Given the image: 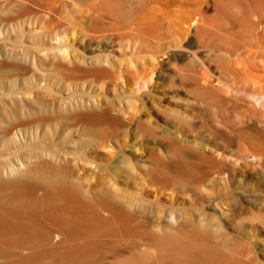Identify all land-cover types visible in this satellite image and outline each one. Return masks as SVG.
Segmentation results:
<instances>
[{"label": "bare ground", "instance_id": "6f19581e", "mask_svg": "<svg viewBox=\"0 0 264 264\" xmlns=\"http://www.w3.org/2000/svg\"><path fill=\"white\" fill-rule=\"evenodd\" d=\"M29 5L54 13L61 27L62 22L78 18L80 31H72V36L83 41L90 39L93 28L111 32L95 38L114 37L104 49L97 46L86 55L84 73L99 67L120 71L124 62L122 86L132 84L137 93V86L150 90L161 81L167 64L182 76L190 89L185 92L194 102L216 107L214 120L225 128L229 129L219 108L222 104L244 110L246 118L238 132L242 142L238 163H224L235 143L233 133L213 132L217 153L222 150L219 160L198 158L190 148L167 146L158 150L162 155H150L146 175L133 181L155 191L135 190L134 198L127 195L130 187L124 186L132 180V175H123L129 174L128 169L99 182L93 172L82 180L61 166L33 158L0 166V264H248L244 258L249 252L257 254L254 239L264 234V194L245 191L237 201L232 193L226 210L214 204L216 195L206 183L216 174L221 187L234 179L248 185V176L264 177V106L259 105L264 100V0H31ZM4 22L6 37L16 39L19 26L11 19ZM43 47L48 59L36 60L34 67L50 74L70 63L76 51L63 33ZM185 62L193 67L198 63L201 71L185 74L181 70ZM15 70V64L0 60V74ZM10 87L0 79V95ZM41 110L40 104L9 110L13 114L2 109L0 118L32 114L35 121ZM103 117L95 114L78 120L95 127ZM2 127L0 122L1 132ZM17 138L6 142L13 145ZM7 151L0 150V158ZM42 156L51 158L48 153ZM179 156L189 161L179 163ZM203 166L218 171L204 175ZM173 190L171 205L163 207L161 191ZM207 203L209 210L216 206L220 223L206 211Z\"/></svg>", "mask_w": 264, "mask_h": 264}, {"label": "rangeland", "instance_id": "374dc122", "mask_svg": "<svg viewBox=\"0 0 264 264\" xmlns=\"http://www.w3.org/2000/svg\"><path fill=\"white\" fill-rule=\"evenodd\" d=\"M30 1L0 0V36L5 34V37H0V44L17 47L13 50L10 46H0V60L16 66L15 72L0 74L2 81L11 83V87L5 88L3 95H0V110L5 109L13 114L9 110L21 106L35 107L37 104L42 105V110L36 115L35 121L32 114L0 118L4 128L3 132L0 131V150H9L1 156L0 166H15L33 158L34 162L61 166L69 175H75L82 180H86L93 172L99 177V182H104L103 178L106 182L111 176L124 173L128 169L129 174L123 175H132V180L124 186L130 187L131 194L127 195L134 198L138 196L135 190L142 191V194L155 191L140 183L135 185L133 181L135 177L141 179L146 175L151 166L150 155L160 149L164 150L167 146L190 148L198 158L219 160L222 150L217 153L213 132L233 133L235 143L225 154L224 163L230 166L238 163L242 147L238 132L246 118L244 110L222 104L219 108L229 129L225 128L220 121L214 120L213 112L216 107L209 103L194 102L192 95L185 92L190 89L183 83L182 76L173 73V69L167 64L161 70V81L154 82L150 90H141L137 86V93H134L132 84L124 83L122 86L124 81L121 76L126 71L124 62L120 71L111 67H99L94 73H84L82 70L88 68L83 65L86 55H90L97 46L104 49L114 39L113 36L101 40L95 38L101 32H106L107 36L111 32L102 27L93 28L90 30L89 42L83 41L80 37L72 36V33L77 34L80 31L78 26L81 21L78 18L73 17L68 23L62 22L61 27L54 13L48 15V12L32 9ZM5 19H11L19 26L16 39L6 37L8 30ZM59 33L68 36L69 42L77 51L72 52L71 62L62 64V69L52 74L36 69V60L48 59V54L42 49L44 43L54 39ZM13 36L16 37V34ZM89 44L92 45L90 49ZM212 48L216 50L215 47ZM200 66L197 63L193 67L185 62L181 64V70L189 75L193 71H201ZM164 77L168 79L167 83H164ZM259 105L264 106L263 99L259 101ZM95 114L104 116L95 127L78 120L80 117ZM16 136L18 138L15 144L6 142ZM224 141L222 146L227 149L226 139ZM45 153L50 154L51 158L42 156ZM159 155L162 154H156ZM188 161L185 156H179V163ZM118 162L122 163L118 165ZM248 163L253 162L250 160ZM119 168L120 172H117L116 169ZM216 171L217 167L207 166L202 173L214 175ZM227 175L223 179L228 178ZM217 179L216 174L209 179L206 186L216 195L214 204L225 207L226 210L232 203V193L237 201L242 200L245 191L253 194L260 190L264 194V177L261 176H248V185L243 182L240 184L238 179L237 182L234 179L230 184L227 182L226 186L224 183L222 187L216 184ZM161 192H165L161 197L165 201L163 207L168 208L171 198L176 194L175 190ZM208 204H205L206 211L219 222L214 211L216 206L209 210ZM241 244L249 248L248 244ZM253 245L257 254L249 252L244 260L248 264H264L262 232L254 239Z\"/></svg>", "mask_w": 264, "mask_h": 264}]
</instances>
